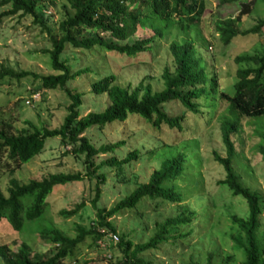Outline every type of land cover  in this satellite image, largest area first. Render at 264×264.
Segmentation results:
<instances>
[{
    "label": "rangeland",
    "instance_id": "obj_1",
    "mask_svg": "<svg viewBox=\"0 0 264 264\" xmlns=\"http://www.w3.org/2000/svg\"><path fill=\"white\" fill-rule=\"evenodd\" d=\"M241 1L246 0L222 4L207 0L199 22L186 30L172 25L162 36L153 39L150 48L135 55L128 56L112 50L74 48L65 42L59 57L65 59L72 71L86 68L65 83L72 92L80 93L78 115L87 111H100L108 104L104 92L93 93L90 90V83L104 74L113 73L114 82L120 85L133 86L143 80L149 82L152 89L162 88V69L165 66L168 70L173 68L168 49L170 40H191L207 72H215L218 87L231 93L235 69L244 65L235 62L233 57L264 51V27L259 33H242L257 18H264V0H253L250 9L236 20V33L228 41L224 42L215 29L214 21L234 16ZM8 8L9 3L0 4V12ZM36 11L38 21H33L30 14H21L19 11L0 15V62L16 70H31L37 75L54 73L49 61L48 49L51 44L43 27L45 25L48 32L56 36L57 20L72 10L66 0H45L36 7ZM151 32L143 21L127 40ZM35 91L38 92L37 96L32 95ZM205 97L206 93L199 94L196 98L199 106L193 111L175 99L164 101L162 107L166 113L183 114L180 129L165 124L154 127L136 113H127L122 120L113 119L99 126L90 125L81 132L95 146L122 140V144L112 151L94 155V163L110 156L119 159L130 149L138 151L136 158L120 166L99 164L96 168L95 174L103 175L98 184L96 204L105 209L136 184L146 181L149 173L158 168L162 160L178 153L182 155L180 172L162 184L178 191L180 201L144 196L134 206L122 208L106 217L117 236L122 234L123 239L139 243L147 240L156 230L157 223L166 216L182 210L190 213V223L170 228L165 240L137 254L144 260L143 264H237L243 259L242 248L230 238V234L239 232L231 222L230 214L245 217L248 207L241 195L232 194L227 185L216 182L223 177L224 170L212 156V150L220 155L226 153L219 131V121L226 112V103L216 96L213 99ZM68 101L60 87L45 88L38 77L0 78V123L8 122L11 132L30 130V123L37 127L57 126L66 112ZM239 122V130L231 134L233 150L230 164L238 174L241 185L264 195V156L260 147L264 143L258 136V131L264 129V115L256 118L239 115ZM71 146L68 142H62L57 135L47 136L38 153L13 171H1L0 191L6 194L9 177L25 182L49 172H83L85 165L82 154L71 152ZM95 179L94 176L83 177L54 184L45 197L43 213L37 218L25 220L20 229L12 228L6 217H1L0 243L5 244L6 250L14 251L21 241H25L32 257L50 255L54 245L40 238L38 227L53 225L73 236L77 225L84 228L93 225L95 215L89 200L94 194ZM80 201L83 205L76 213L68 217L58 214L60 208H70ZM258 219L256 236L264 240L263 204ZM116 242L108 246L111 262L123 258L122 247H118ZM101 253L96 242L86 236L72 255L63 258L62 264H77L84 260L89 264H99L103 258ZM0 264H3L1 257Z\"/></svg>",
    "mask_w": 264,
    "mask_h": 264
},
{
    "label": "trees",
    "instance_id": "obj_2",
    "mask_svg": "<svg viewBox=\"0 0 264 264\" xmlns=\"http://www.w3.org/2000/svg\"><path fill=\"white\" fill-rule=\"evenodd\" d=\"M43 1L45 0H0V4L9 3V8L0 12V15H10L19 11L21 14H30L33 21H38L36 7ZM216 1L222 4L235 0ZM252 2L253 0L241 1L234 16L214 21L215 29L224 42L236 33V20L250 9ZM66 3L72 11L57 20L56 36L48 32L45 25L43 27L48 33L51 44L48 49L49 61L50 67L55 70L54 73L37 75L31 70H16L0 62V78L32 75L38 77L40 84L45 88L60 87L69 99L66 112L57 126L37 127L30 123V130L21 129L14 133L8 130L10 125L8 122L0 123V173L3 170L13 171L18 168L22 162L38 153L44 139L51 135H57L62 142L70 143L71 152L82 154L85 170L49 172L39 178H29L25 182L9 177L6 194L0 191V218L6 217L12 228L20 229L25 220L37 218L43 213L46 205L45 197L54 184L94 176L96 178L94 194L89 202L94 210L95 220L88 228L77 225L73 236L63 233L53 225L38 227L40 238L54 245L50 255L39 258L29 255V246L25 241H21L14 251L6 250L5 244L1 242L0 257L3 264H62L63 258L72 255L84 237L90 236L95 242L104 230L114 231L113 225L106 217L122 208L134 206L140 198L161 197L173 202L180 201L181 196L178 191L171 186L162 185L164 180L180 172L183 158L178 153L162 160L159 167L149 173L146 181L136 184L109 208L98 206L96 204L99 197L98 184L103 179L102 173L95 174L98 165L120 166L136 158L138 151L130 149L119 159L110 156L100 160L99 163H94V155L112 151L122 144V140L95 146L81 132L90 125L99 126L113 119L122 120L127 113H136L154 127L165 124L180 129L183 114L166 113L162 107L164 101L175 99L186 109L193 111L199 106L196 98L201 92L206 93L207 99L216 96L226 103V112L221 115L219 121L220 138L226 153L220 155L212 150L213 159L220 163L224 170L223 177L216 182L227 185L232 194L241 195L248 207L245 217L230 214L231 222L239 231L238 234H230V238L242 248L244 254L243 259L237 264H264V240L256 236L259 226L258 214L261 211V204L264 205V195L241 185L238 174L230 164L233 150L231 134L240 128L239 115L249 118L264 115V51L237 54L233 57L235 62H242L244 65L236 67L233 91L228 93L218 87L215 72L210 74L207 72L191 40L184 39L181 42L170 40L168 49L172 56L173 68L168 70L165 66L162 69V88L152 89L150 83L143 80H139L133 86L120 85L114 82L113 73L104 74L90 83V90L93 93L104 92L108 104L100 111H87L78 115L80 93L72 92L65 83L86 68L72 71L65 59L59 57L65 42L74 48L112 50L128 56L135 55L150 48L153 39L162 36L172 25L186 30L199 22L207 0H66ZM143 21L152 32L133 38L131 41L127 40L134 34L137 25ZM263 27L264 18L259 17L242 33H259ZM116 40H124V42ZM258 136L264 143V129L258 131ZM260 147L264 156V146L260 144ZM82 205L83 202L80 201L70 208H60L58 214L68 217L76 213ZM190 222V213L182 210L158 222L154 233L144 242L132 243L127 238L123 239L122 234L118 235L116 243L118 247H122L123 258L108 264H143L144 260L137 256L139 252L154 248L157 243L165 240L170 228ZM97 228H102L103 231ZM77 264L89 263L84 260Z\"/></svg>",
    "mask_w": 264,
    "mask_h": 264
},
{
    "label": "built area",
    "instance_id": "obj_3",
    "mask_svg": "<svg viewBox=\"0 0 264 264\" xmlns=\"http://www.w3.org/2000/svg\"><path fill=\"white\" fill-rule=\"evenodd\" d=\"M33 96H37L38 92H33L32 93ZM99 231H103L102 228H97ZM118 236L116 235V233L114 231L111 230H104L103 234L96 238L95 242H96V246L102 250V261L99 264H108L109 262H111L110 258H111V254L109 252V248L108 246L110 244H114L117 240Z\"/></svg>",
    "mask_w": 264,
    "mask_h": 264
}]
</instances>
